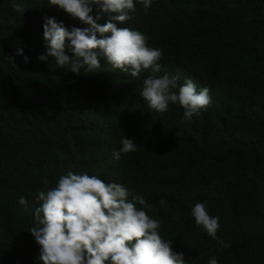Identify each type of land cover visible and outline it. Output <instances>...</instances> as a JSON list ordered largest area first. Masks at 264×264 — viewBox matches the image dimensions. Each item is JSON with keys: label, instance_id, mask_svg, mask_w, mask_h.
I'll use <instances>...</instances> for the list:
<instances>
[{"label": "trees", "instance_id": "obj_1", "mask_svg": "<svg viewBox=\"0 0 264 264\" xmlns=\"http://www.w3.org/2000/svg\"><path fill=\"white\" fill-rule=\"evenodd\" d=\"M136 7L135 18L112 22L147 35L179 84L190 78L198 90L210 89L211 106L191 120L179 105L148 107L140 95L146 72L131 77L101 59L97 73L77 76L52 57L39 61L44 17L69 30L87 25L48 0H0V264H43L28 232L36 197L68 171L142 195L188 264L197 256V264L213 256L218 264H264V0H153L146 13ZM91 15L103 25L117 13L94 5ZM125 137L137 150L115 159ZM197 202L219 217L217 235L228 248L196 227Z\"/></svg>", "mask_w": 264, "mask_h": 264}, {"label": "clouds", "instance_id": "obj_2", "mask_svg": "<svg viewBox=\"0 0 264 264\" xmlns=\"http://www.w3.org/2000/svg\"><path fill=\"white\" fill-rule=\"evenodd\" d=\"M48 3L87 27L72 26L69 30L55 17H44L46 51L37 57L39 61L52 57L58 67L77 76L82 71L97 73L101 59L131 77L146 72L140 95L148 107L166 112L169 105H179L184 110V120H191L211 106L210 89L198 90L190 78L179 84V75L170 74L161 63L163 50L149 47L147 35L112 22L135 18L137 3L146 13L153 0H48ZM94 5L117 15L103 25L98 24L100 17L91 15ZM13 9L22 15L25 11L21 3H13ZM17 55H23L22 48L17 49ZM24 60L29 62V57L24 56ZM121 145L113 153L115 159H120L121 153L137 150L131 138H123ZM44 183L47 185L48 181ZM36 199L39 206L34 212L35 225L28 232L39 245L36 259L43 264H188L183 252L173 250L172 240L161 235V221L149 215L152 205L121 183H106L96 175L68 171L54 187L39 191ZM19 203L27 206L23 196ZM191 216L196 227L212 240L223 248L230 246L217 235L219 217L209 215L206 203H195ZM199 259L197 256L192 264ZM207 264H218V260L213 256Z\"/></svg>", "mask_w": 264, "mask_h": 264}]
</instances>
